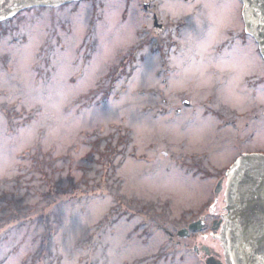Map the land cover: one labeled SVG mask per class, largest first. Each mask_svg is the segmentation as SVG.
I'll use <instances>...</instances> for the list:
<instances>
[{
  "label": "rangeland",
  "instance_id": "374dc122",
  "mask_svg": "<svg viewBox=\"0 0 264 264\" xmlns=\"http://www.w3.org/2000/svg\"><path fill=\"white\" fill-rule=\"evenodd\" d=\"M145 1L28 12L20 29L0 30V264H204L163 228L180 227L217 180L195 177L201 149L181 143L204 128L191 125L192 109L177 124L193 77H174L168 102L159 97ZM230 100L248 108L235 91Z\"/></svg>",
  "mask_w": 264,
  "mask_h": 264
},
{
  "label": "flooded vegetation",
  "instance_id": "af4514ba",
  "mask_svg": "<svg viewBox=\"0 0 264 264\" xmlns=\"http://www.w3.org/2000/svg\"><path fill=\"white\" fill-rule=\"evenodd\" d=\"M153 1L148 0L150 4ZM229 2L235 7L228 9ZM162 5L152 4L149 8V17H157L160 22L157 27L153 24L147 35L156 42L161 58L163 88L159 97L168 102L166 90L174 77H193L178 94L177 124L182 128L184 109H192L191 125L204 128L198 141L185 138L181 143L201 149L192 151L195 165L201 167V171L194 172L198 173L195 177L217 180L210 197L199 204L197 211L186 209L180 214V227L163 228L175 247L189 251L204 264H227L219 235L225 223L228 170L245 155H264V59L255 39L246 31L241 0H172L168 7ZM226 18L229 22L220 24L219 19ZM252 45L256 56L247 51ZM174 56L183 62L177 63ZM256 58L262 70L256 68ZM232 60L248 63L254 72L243 70L239 75L234 67H228ZM232 91L247 98L248 108L242 110L229 102ZM212 131L215 134H210ZM216 156L222 159L216 161Z\"/></svg>",
  "mask_w": 264,
  "mask_h": 264
},
{
  "label": "water",
  "instance_id": "95a60500",
  "mask_svg": "<svg viewBox=\"0 0 264 264\" xmlns=\"http://www.w3.org/2000/svg\"><path fill=\"white\" fill-rule=\"evenodd\" d=\"M87 0H4L0 23L31 8H57ZM247 33L264 57V0H242ZM144 7L147 9L148 4ZM225 223L219 239L227 264H264V156L245 155L228 172ZM181 235V234H180Z\"/></svg>",
  "mask_w": 264,
  "mask_h": 264
},
{
  "label": "trees",
  "instance_id": "16d2710c",
  "mask_svg": "<svg viewBox=\"0 0 264 264\" xmlns=\"http://www.w3.org/2000/svg\"><path fill=\"white\" fill-rule=\"evenodd\" d=\"M47 8H35V9H30V10H27V11H25V12H22V13H20L18 16H16L14 19H12V20H9V21H6V22H4V23H1L0 24V30H3L5 27H7L6 28V30L7 31H9L10 29L12 30L13 28L15 29V30H17L18 29V27H19V29H20V26L26 21V19H27V16H25L28 12H35V14L36 13H40V12H42V11H44V10H46ZM52 10V12H56V10L55 9H51ZM58 10V9H57ZM16 21V22H15ZM14 22H15V24H14ZM9 26V27H8ZM122 140V139H121ZM104 155V154H103ZM102 155V156H103ZM41 165H44V163H42ZM49 174L46 172L45 173V177H47ZM7 231H9V229L7 230Z\"/></svg>",
  "mask_w": 264,
  "mask_h": 264
},
{
  "label": "bare ground",
  "instance_id": "6f19581e",
  "mask_svg": "<svg viewBox=\"0 0 264 264\" xmlns=\"http://www.w3.org/2000/svg\"><path fill=\"white\" fill-rule=\"evenodd\" d=\"M234 7H235V5L232 2H229L228 5H227L228 9H231V8H234Z\"/></svg>",
  "mask_w": 264,
  "mask_h": 264
},
{
  "label": "snow or ice",
  "instance_id": "6c2138e0",
  "mask_svg": "<svg viewBox=\"0 0 264 264\" xmlns=\"http://www.w3.org/2000/svg\"><path fill=\"white\" fill-rule=\"evenodd\" d=\"M4 3V0H0V4ZM165 7H168L167 5Z\"/></svg>",
  "mask_w": 264,
  "mask_h": 264
}]
</instances>
